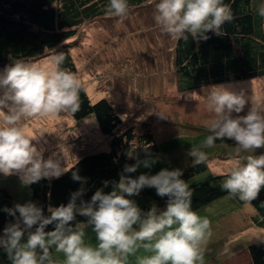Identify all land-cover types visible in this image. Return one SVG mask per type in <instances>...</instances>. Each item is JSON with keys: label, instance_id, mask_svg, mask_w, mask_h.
<instances>
[{"label": "clouds", "instance_id": "9594fccd", "mask_svg": "<svg viewBox=\"0 0 264 264\" xmlns=\"http://www.w3.org/2000/svg\"><path fill=\"white\" fill-rule=\"evenodd\" d=\"M154 6L155 23L174 40H188L189 36L194 40H207L208 33L220 35L221 27L233 19L231 6L224 0H159ZM128 12V0H109L106 6V14L121 21ZM257 14L264 18V3L257 8ZM75 38L69 42H75ZM175 48L166 41V47H159L160 54L174 57ZM63 61V53L51 57L50 67L18 60L0 74V90H3L0 95V173L20 179L23 187L42 179H58L84 156L110 150L109 138L100 131L108 140L107 146L95 151L83 150L76 159L72 158L73 162L62 167L55 156L45 159L44 149L38 150L33 144L36 139L26 133L23 121L61 114L71 118L80 110V80L60 67ZM151 62L157 67L154 57ZM178 92H181L179 86ZM110 102L123 124L136 128L123 120L124 111L117 108L118 104ZM248 103L242 91L224 85L209 87L206 107L212 116L203 122L209 134L199 149L191 147L186 155L194 163H204L207 153L203 149L214 147L217 140L234 141L238 156L241 150L255 153L264 148V111L251 104L246 114L241 115ZM128 157L136 163L125 165L119 182H104V187L112 184L110 193L101 188L90 201H85L82 197L86 189L81 187L71 194L66 205L49 206L48 215L42 206L32 201L5 207L3 211L13 217L14 222L3 229L0 249L6 253L10 264H129L130 256L136 257V264H204L206 246L212 237L211 222L193 210V190L190 182L182 179L183 171L164 168L157 174L145 173L132 178L130 174L137 172L141 165L151 168L159 158L149 155L141 160L131 152ZM229 164L221 190L245 205L251 204L264 188V154H249ZM73 179L86 183L78 173H73ZM145 188H154L159 197H167L166 209L153 206L144 211L130 199ZM77 216L85 217L86 221L77 222ZM49 225L53 230L46 231ZM86 229L95 234V245L86 243ZM140 248L150 255L136 256ZM53 249L63 253V261L54 258Z\"/></svg>", "mask_w": 264, "mask_h": 264}, {"label": "trees", "instance_id": "16d2710c", "mask_svg": "<svg viewBox=\"0 0 264 264\" xmlns=\"http://www.w3.org/2000/svg\"><path fill=\"white\" fill-rule=\"evenodd\" d=\"M108 2L109 0H0V67L10 66L18 60L31 62L51 54L56 56L63 53L64 61L60 67L76 75V63L71 52V47L75 43L69 41L74 39L82 26L91 19L107 15ZM154 2L157 0H128L129 10L151 5L153 7L149 12L154 14ZM224 2L231 6L233 19L221 27L220 35L210 32L207 34L209 36L207 40H194L190 36L188 40L175 39L174 66L182 81V85L179 86L180 91L264 76V18L257 14V8L264 3V0H224ZM153 22L155 28L159 27L154 18ZM79 101L80 110L71 117L81 122L94 115L100 131L109 138L110 150L84 156L58 179H42L28 186V191L24 188L20 193L25 197L21 199L20 204L35 202L42 206L45 214L48 215L49 206L66 205L71 194L81 187L86 189L82 199L90 201L98 189L103 188L105 193H110L113 190L112 184L109 183L108 187H104V182H119L125 165L136 163L135 159L128 157L129 152L141 160L149 155L151 158H156L161 154L156 140L157 132L154 131L152 124L145 123L138 131L134 127H126L109 100L92 102L82 85ZM222 142L227 144L231 140L216 141L218 144ZM188 163H192L191 159L184 164L182 179L190 182L193 190L192 208L197 213L216 201L225 200L226 197L231 199L233 204L231 201L229 203L234 207L232 206L228 211L224 210L225 207L218 212L220 217L226 216L225 213H235L245 205L221 190L220 184L226 177L210 176L202 181L194 179L198 174L204 173L207 162L189 165ZM140 169L130 174L132 178L149 172V169L144 167ZM151 169L155 170L154 167ZM73 173H78L86 183L82 184L74 180ZM150 173L151 171L148 174ZM13 179V176H4L0 173V235L9 222H14V218L3 211L5 207L12 208L18 202L15 201V194L20 190V185L13 183ZM130 199L135 200L142 210L147 211L153 206L166 209L168 198L159 197L154 188H145L138 196ZM262 204H264V188L261 189L257 199L248 204L254 210L253 223L264 229ZM85 221V217L77 216V222ZM211 227L215 226L211 225ZM50 230H53L52 225L46 229V231ZM85 231L86 243L92 244L90 238H95V234L91 229ZM214 243H217L215 238H210L206 246V249L209 248L212 255L214 254V257L211 256L213 261L204 264L218 263L219 243H217L218 247ZM52 252L54 258L63 261V253H56L54 249ZM248 252L252 264H264V241L250 242ZM144 253L141 249L137 252L139 256L148 255L145 250ZM129 258L133 262L136 260L134 256ZM0 264H10L2 249H0Z\"/></svg>", "mask_w": 264, "mask_h": 264}, {"label": "rangeland", "instance_id": "374dc122", "mask_svg": "<svg viewBox=\"0 0 264 264\" xmlns=\"http://www.w3.org/2000/svg\"><path fill=\"white\" fill-rule=\"evenodd\" d=\"M152 7L130 9L122 21L109 15L91 19L79 30L71 52L76 63V76L87 89L92 102L101 98L116 102L117 108L124 111L121 113L123 120L134 124L136 131L144 123L152 124L161 149V154L156 157L159 158L158 162L152 167L158 172L164 168H180L183 171L184 164L191 159L186 155L187 151L191 147L199 149L209 134L203 122L212 116L206 105L208 88L213 84L178 92L182 81L178 70L174 69V57L160 54L159 49L166 47V41L174 47L175 40L162 33L158 27L155 28L154 14L149 12ZM163 38H167L166 41ZM157 42L156 46L152 45ZM53 56L51 54L26 63L50 67ZM153 57L157 67L151 62ZM7 67H0V74ZM214 85H224L245 94L249 103L245 113L241 115L246 114L247 107L251 104L264 111V77ZM183 88L185 89L184 85ZM2 91L0 90V95ZM191 93L197 95L192 96ZM71 118L61 114L58 117L32 118L22 122L26 133L36 139L33 144L38 150L44 149V158L55 156L60 159L62 167L68 165L65 160L69 158L68 161L73 162L83 150L95 151L100 146L108 145L94 116L81 122L73 118L75 122H72ZM203 150L207 153V169L194 177L198 181L214 175L225 176L230 167L229 162L233 159H242L249 154H264V148H261L255 153L241 150L238 156L234 141L215 144L214 147ZM191 162L194 163L192 159ZM12 181L20 185L15 197L17 203H21L25 196L20 192L24 188L28 191V187H23L20 179ZM230 201L229 197L221 202L216 201L198 214L207 217L212 221L211 225L215 226L211 227V238L219 243V264H252L248 244L264 241V229L253 223L254 210L250 205H243L235 213H225L226 216L220 217L219 213L215 215V212H220L225 207V211L234 207ZM90 239L95 245L96 239ZM217 243L214 245L218 247ZM140 249L144 253V249ZM211 256L214 257V254L209 248L206 249L204 263H208ZM129 264L135 262L129 260Z\"/></svg>", "mask_w": 264, "mask_h": 264}, {"label": "crops", "instance_id": "0c3cea01", "mask_svg": "<svg viewBox=\"0 0 264 264\" xmlns=\"http://www.w3.org/2000/svg\"><path fill=\"white\" fill-rule=\"evenodd\" d=\"M64 163V162H63ZM65 163L66 164H68L69 163V161H68V159L67 160H65ZM66 167V166H65ZM140 168H143V165H141V167ZM149 170V172L151 171V175L152 174H154V173H158V171L155 169V170H152L151 168H148ZM149 172H147V174L149 173ZM162 210V209H161ZM211 223H212V221H210ZM136 256H139L137 253H136ZM135 264H136V260H135ZM216 264H219V262L218 263H216Z\"/></svg>", "mask_w": 264, "mask_h": 264}]
</instances>
